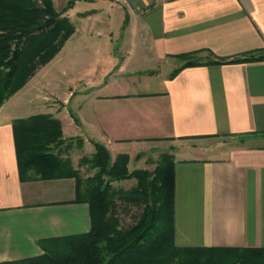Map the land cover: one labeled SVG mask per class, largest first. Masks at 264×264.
Returning <instances> with one entry per match:
<instances>
[{"label":"crops","instance_id":"1","mask_svg":"<svg viewBox=\"0 0 264 264\" xmlns=\"http://www.w3.org/2000/svg\"><path fill=\"white\" fill-rule=\"evenodd\" d=\"M52 2L73 32L0 106V261L91 227L74 178L19 175L13 124L38 114L59 120L54 151L77 170L93 141L129 167L172 154L176 245L264 248V59L205 63L264 56V0ZM193 52L204 63L171 77Z\"/></svg>","mask_w":264,"mask_h":264},{"label":"trees","instance_id":"2","mask_svg":"<svg viewBox=\"0 0 264 264\" xmlns=\"http://www.w3.org/2000/svg\"><path fill=\"white\" fill-rule=\"evenodd\" d=\"M72 4L69 1L64 7ZM63 9V10H64ZM63 11L52 0H0V106L49 62L73 32ZM197 52L178 55L181 68L203 64ZM264 56L246 54L205 63L247 62ZM78 122V119L74 117ZM17 165L21 179L34 168L41 179L72 177L75 201L89 205L88 232L56 237L43 253L0 264H264V248L178 246L174 241L175 161L163 153L148 169H128L129 156L112 159L107 147L93 141L92 162L98 170L83 178L69 159L54 151L62 143L59 120L49 114L17 119L13 124ZM87 160V159H86ZM136 179V186L123 191L112 181ZM121 204L142 207L136 222L117 227Z\"/></svg>","mask_w":264,"mask_h":264},{"label":"rangeland","instance_id":"3","mask_svg":"<svg viewBox=\"0 0 264 264\" xmlns=\"http://www.w3.org/2000/svg\"><path fill=\"white\" fill-rule=\"evenodd\" d=\"M167 70V69H164ZM152 72V71H151ZM137 78V77H133ZM74 109V107H73ZM249 136L247 135H225V136H220L217 138V140L224 145L225 147H234L236 145H240L245 143L246 139ZM249 140V138H248ZM84 154V153H83ZM93 155V154H92ZM92 155L91 156H82L79 161H78V166H79V171L80 175L83 178H86L87 176L93 175L98 168L94 166L92 162ZM77 159V158H76ZM87 159V160H86ZM113 159V158H112ZM160 160V159H159ZM159 162V161H158ZM157 162V164H158ZM144 166V165H143ZM137 165L136 163H133L128 166L129 170L133 169H148L152 171L154 169V165L151 162H148L144 167ZM112 186L115 188L121 189L123 191H130L136 186V179L135 178H128V179H120V180H114L112 181ZM142 212V207L132 205V204H121L118 213L116 215L117 219V227L121 229H127L131 225H133L136 220L138 219L139 215Z\"/></svg>","mask_w":264,"mask_h":264}]
</instances>
